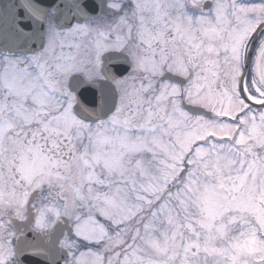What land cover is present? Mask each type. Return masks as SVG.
Masks as SVG:
<instances>
[{
  "label": "snow or ice",
  "instance_id": "snow-or-ice-1",
  "mask_svg": "<svg viewBox=\"0 0 264 264\" xmlns=\"http://www.w3.org/2000/svg\"><path fill=\"white\" fill-rule=\"evenodd\" d=\"M0 264H264V0H0Z\"/></svg>",
  "mask_w": 264,
  "mask_h": 264
}]
</instances>
